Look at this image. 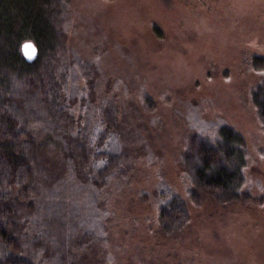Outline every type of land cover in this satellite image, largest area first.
I'll return each instance as SVG.
<instances>
[{
	"label": "trees",
	"instance_id": "trees-1",
	"mask_svg": "<svg viewBox=\"0 0 264 264\" xmlns=\"http://www.w3.org/2000/svg\"><path fill=\"white\" fill-rule=\"evenodd\" d=\"M67 7V0H0V264H83L99 244L97 228L105 229L108 201L131 186L145 153L137 124L67 42ZM25 41L38 51L31 63L21 54ZM247 66L264 71V57ZM84 78L97 91L87 93ZM248 102L264 138V82L250 88ZM184 114L181 189L163 182L152 194L165 234L183 228L203 197L222 205L264 199L249 177L254 160L243 135L195 105Z\"/></svg>",
	"mask_w": 264,
	"mask_h": 264
},
{
	"label": "rangeland",
	"instance_id": "rangeland-1",
	"mask_svg": "<svg viewBox=\"0 0 264 264\" xmlns=\"http://www.w3.org/2000/svg\"><path fill=\"white\" fill-rule=\"evenodd\" d=\"M67 3V42L137 124L145 151L131 186L108 201L105 229L97 228L99 244L84 252L83 264H264V199L222 205L203 197L170 234L152 200L163 182L181 189L177 153L190 105L243 135L254 160L249 177L264 197V138L248 102L264 71L247 66L252 56L264 57V0ZM83 69L76 67V79ZM82 80L87 93L97 91L95 81ZM144 98L154 106L148 111Z\"/></svg>",
	"mask_w": 264,
	"mask_h": 264
},
{
	"label": "water",
	"instance_id": "water-1",
	"mask_svg": "<svg viewBox=\"0 0 264 264\" xmlns=\"http://www.w3.org/2000/svg\"><path fill=\"white\" fill-rule=\"evenodd\" d=\"M20 50L23 58L29 63H31L37 58L38 55L37 48L31 41H25L21 45Z\"/></svg>",
	"mask_w": 264,
	"mask_h": 264
}]
</instances>
